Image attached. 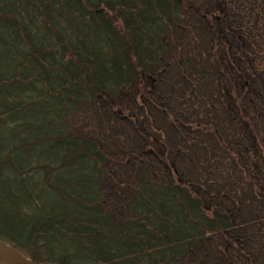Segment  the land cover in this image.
Wrapping results in <instances>:
<instances>
[{"label": "trees", "instance_id": "obj_1", "mask_svg": "<svg viewBox=\"0 0 264 264\" xmlns=\"http://www.w3.org/2000/svg\"><path fill=\"white\" fill-rule=\"evenodd\" d=\"M0 242L264 264V0H0Z\"/></svg>", "mask_w": 264, "mask_h": 264}, {"label": "water", "instance_id": "obj_2", "mask_svg": "<svg viewBox=\"0 0 264 264\" xmlns=\"http://www.w3.org/2000/svg\"><path fill=\"white\" fill-rule=\"evenodd\" d=\"M0 264H38L34 261H29L10 247L0 242Z\"/></svg>", "mask_w": 264, "mask_h": 264}, {"label": "rangeland", "instance_id": "obj_3", "mask_svg": "<svg viewBox=\"0 0 264 264\" xmlns=\"http://www.w3.org/2000/svg\"><path fill=\"white\" fill-rule=\"evenodd\" d=\"M5 245V244H4ZM7 246V245H6ZM9 247V246H8ZM12 249V248H11ZM13 250V249H12ZM15 251V250H14ZM16 252V251H15ZM18 253V252H17ZM19 254V253H18ZM20 255V254H19ZM22 256V255H21ZM25 258V257H24Z\"/></svg>", "mask_w": 264, "mask_h": 264}]
</instances>
